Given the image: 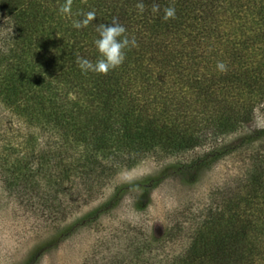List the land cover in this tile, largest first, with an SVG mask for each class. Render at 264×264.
<instances>
[{
  "label": "trees",
  "instance_id": "16d2710c",
  "mask_svg": "<svg viewBox=\"0 0 264 264\" xmlns=\"http://www.w3.org/2000/svg\"><path fill=\"white\" fill-rule=\"evenodd\" d=\"M65 4L0 0L9 29L0 36V181L9 192L42 187L59 213L62 198L78 203L77 186L92 195L116 164L236 132L264 101V0H72L62 14ZM166 7L174 19H163ZM90 11L95 19L74 28ZM114 18L138 47L106 75L83 72L77 57L98 59L96 27ZM261 174L251 181L258 210H221L171 264H264Z\"/></svg>",
  "mask_w": 264,
  "mask_h": 264
},
{
  "label": "rangeland",
  "instance_id": "374dc122",
  "mask_svg": "<svg viewBox=\"0 0 264 264\" xmlns=\"http://www.w3.org/2000/svg\"><path fill=\"white\" fill-rule=\"evenodd\" d=\"M8 31L0 18V36ZM252 132H264V101L236 132L208 137L191 150L116 164L92 195L85 197L77 186L78 203L62 198L59 213L52 193L42 187L15 194L0 181V264L177 261L193 234L221 210L238 205L239 214H246L250 202L258 210L251 181L262 173L264 185V161L258 158L264 154V133L240 146ZM126 176L134 177L139 189L130 190Z\"/></svg>",
  "mask_w": 264,
  "mask_h": 264
},
{
  "label": "clouds",
  "instance_id": "9594fccd",
  "mask_svg": "<svg viewBox=\"0 0 264 264\" xmlns=\"http://www.w3.org/2000/svg\"><path fill=\"white\" fill-rule=\"evenodd\" d=\"M72 0H66V4L60 6L59 11L62 14H67L70 12ZM136 8L140 13L145 11V5L143 3H138ZM152 12L157 13L160 10V6L158 4L152 5ZM175 18V8L174 7H166L164 9L163 19L167 21L168 19ZM95 19V12L90 11L88 13L82 14L81 19H77L73 21L74 28H82L86 27L88 23ZM96 31L98 33V38L94 41L95 47L98 52V59L93 62L83 57H77L78 67L85 73L92 71L98 74L106 75L109 71L118 68L123 64L126 54L125 49H131L138 47L135 37L129 38L126 35V28L121 25L115 18L111 23L99 24L96 27ZM5 53H7L8 49H4ZM218 69L221 71L226 70V66L220 62L217 65ZM125 180L127 183L131 185L130 190L139 189V185L134 183L135 178L131 176H126ZM142 195V191L139 193Z\"/></svg>",
  "mask_w": 264,
  "mask_h": 264
}]
</instances>
